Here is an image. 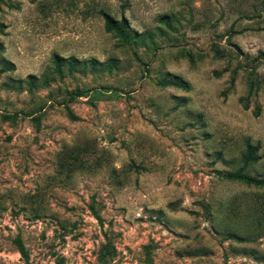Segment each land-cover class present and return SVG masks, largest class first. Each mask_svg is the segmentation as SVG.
<instances>
[{"label":"rangeland","instance_id":"374dc122","mask_svg":"<svg viewBox=\"0 0 264 264\" xmlns=\"http://www.w3.org/2000/svg\"><path fill=\"white\" fill-rule=\"evenodd\" d=\"M0 46V264H264V0H0Z\"/></svg>","mask_w":264,"mask_h":264},{"label":"trees","instance_id":"16d2710c","mask_svg":"<svg viewBox=\"0 0 264 264\" xmlns=\"http://www.w3.org/2000/svg\"><path fill=\"white\" fill-rule=\"evenodd\" d=\"M100 14L102 15V18L104 21V30L106 32H109L111 34H118V35L123 33L124 29L127 26L124 18H121L119 21H115L108 13L101 11ZM0 48H1V46H0ZM94 62H95L94 60L91 61L92 64H94ZM63 63H66L68 69L72 70L75 68L74 64L77 63V60L74 57H68V58L64 59L63 57H60L57 54L52 55V64H53V69H54L55 73H60L62 71V64ZM13 68H14V64L12 62H8L6 65H4L2 67V70H9V69H13ZM28 78L29 79L34 78V75H28ZM232 80H233V76H231V79H230L231 83H232ZM227 90H224L223 94H226ZM243 107L247 108L248 106L246 103H243ZM253 113L257 114L258 110L254 109ZM255 149H256V147L251 146L249 143L246 144V150L243 154V160L245 163L255 159V157L252 156V153L255 151ZM238 177L246 179L248 181L260 182L259 180H256V179L244 176V175H240Z\"/></svg>","mask_w":264,"mask_h":264}]
</instances>
